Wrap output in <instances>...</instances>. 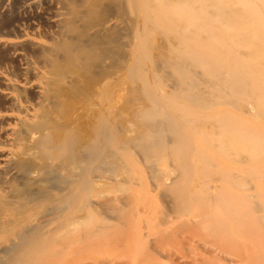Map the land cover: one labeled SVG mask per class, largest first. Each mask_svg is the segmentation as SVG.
Here are the masks:
<instances>
[{
    "label": "bare ground",
    "instance_id": "1",
    "mask_svg": "<svg viewBox=\"0 0 264 264\" xmlns=\"http://www.w3.org/2000/svg\"><path fill=\"white\" fill-rule=\"evenodd\" d=\"M16 5L37 23L0 26V264H264L243 185L264 182V0ZM124 91L145 130L118 149ZM140 162L163 206L152 237L149 200L115 192ZM196 163L219 176L199 194Z\"/></svg>",
    "mask_w": 264,
    "mask_h": 264
},
{
    "label": "rangeland",
    "instance_id": "2",
    "mask_svg": "<svg viewBox=\"0 0 264 264\" xmlns=\"http://www.w3.org/2000/svg\"><path fill=\"white\" fill-rule=\"evenodd\" d=\"M17 1H21V0H0V13H2L1 15H0V26H2V25H6V26H8V25H10V23H16L17 21L18 22H20V23H22L23 24V26L24 27H27L26 25H27V23H28V27L30 26V21L29 20H31L32 18H26L25 20H23V19H20V12H21V10L17 7V5H16V2ZM22 1H24V0H22ZM26 1V0H25ZM4 4V5H3ZM2 6H3V8H2ZM17 8V9H16ZM19 9V10H18ZM234 9H236V7L234 8ZM237 9L238 10H240L238 7H237ZM236 9V10H237ZM6 12V14H5V12ZM11 10H13V11H11ZM237 10V11H238ZM7 12H9V14L7 13ZM15 13V14H14ZM5 14V15H4ZM8 18H7V17ZM11 16V17H10ZM11 18V19H10ZM14 18V19H13ZM19 18V19H18ZM6 19V20H5ZM16 21V22H15ZM31 22H32V24H35V23H37V22H35L34 20H31ZM9 23V24H8ZM31 24V25H32ZM27 27V28H28ZM128 94H130V93H128L127 91H124V92H122L121 94H119L118 95V97L116 98V109L118 110V108H119V111H117V116H118V118H117V124H119V126L121 125L122 127H120V128H122L121 129V131H118V133L119 134H117V132H116V134H115V138H116V143L118 142V145H117V147H119L120 145H124L125 146V144L128 142H131L132 141V139L134 140V134H135V136H136V138L137 137H139L141 134H140V132L141 133H143L142 131H144L145 129H144V127H143V125H142V122L139 120V119H137L135 116H134V114H133V116L137 119V120H139V121H137V120H135V118L132 116V113H134L135 112V114L137 113V111L139 110L138 108H140V107H142L143 108V106H145V100H143L144 98H141L142 96L140 95V94H136V96H135V94L134 95H130V96H128ZM124 97H123V96ZM138 95H140L139 97H138ZM123 97V98H121V97ZM125 97H126V99L127 100H125ZM140 98H141V101L143 102V103H140L141 101H140ZM130 101H134L133 103L132 102H130ZM140 101V102H139ZM137 102V103H136ZM139 102V103H138ZM131 103V104H130ZM135 103V104H134ZM128 104V105H127ZM143 104V105H142ZM125 105H126V107H125ZM136 107H137V110H136ZM127 108V109H126ZM130 109V110H129ZM123 111V112H122ZM132 111H134V112H132ZM132 112V113H131ZM262 117H258L257 118V120L259 121V119H260V122H261V119H262V122H264L263 120H264V114H262L261 115ZM134 119V120H133ZM120 122V123H119ZM141 127V128H139V127ZM119 129V128H118ZM125 129H126V131H125ZM142 131H141V130ZM120 130V129H119ZM140 130V131H139ZM124 132V133H123ZM126 132V133H125ZM137 132L139 133V135L137 134ZM120 134H122V135H120ZM137 134V135H136ZM119 135V136H118ZM130 135V136H129ZM122 136V137H121ZM123 138V139H122ZM131 138V139H130ZM131 140V141H130ZM121 142V143H120ZM124 142H126V143H124ZM116 147V148H117ZM122 148V146H120L118 149H121ZM139 159V158H138ZM114 164V168L112 169V171L115 169L116 170V172H117V170L119 171V169L121 170V171H119V173L118 174H120V175H118V174H116L117 175V177H116V179L115 180H118V182H120L122 179H120L121 177H124V174L125 173H123V172H125V171H123V169H122V167H124L123 166V164H121V163H117V162H114L113 163ZM117 164V165H116ZM146 163L145 162H140V164H139V167H140V169H141V179L143 180H140V179H136L135 181H137V183H134V182H131L132 183V185L134 186V184H135V186L137 185L138 187H139V185H141L142 184V187H136V190H134L135 188H132V190H131V187L132 186H130V184H127V183H125V184H123V185H126L125 187L122 185V186H120L119 185V183H118V185H117V187H115V188H117V190L115 189V192L118 194V197L119 196H122V195H124V193H126L127 194V192H128V195H129V193L131 192L132 194H137L136 196H134V199H135V201L136 200H138L139 199V202H143V200H145V202H148L147 201V199L149 200V202H151V203H146V204H151L150 206H153V209L150 207V206H148V207H150V208H148V211H149V209L151 210V211H149V212H147L148 213V221L147 222H149V223H147V225L148 224H150V225H148L147 226V233H149V232H151L152 233V230H153V232H154V234L157 232V230H158V228L160 227L159 225H157V227H155L154 226V224L153 223H155V221L154 222H152L153 220H157V218H158V212L160 211V209H162V208H160V207H163V206H160V204H159V199H160V197L158 198V196H156V193L155 192H153V186H152V181L150 182V179H149V174L151 173V172H149V171H151V170H149V169H151V168H147V166H148V163L145 165ZM198 163H196L195 165H196V167L195 168H198L197 170L198 171H200L199 173H201V178H197V176H195V177H193V181H192V183L190 184L189 182H190V180H189V184L196 190V191H194V192H196V193H198L199 194V192L201 193V191H204V190H201L202 188H201V186H202V184H203V182L205 181V180H207V182L209 183V184H211V186H213L214 184H213V182H215L216 183V181L219 179V176H218V174H217V177L215 176L214 177V175H216V173L212 176V177H210V178H202V177H204L203 176V173H202V170H203V166H201V164H200V166L199 165H197ZM118 166L119 167V165H120V168H117L116 166ZM198 166V167H197ZM249 166V164H245V171H247L246 169H247V167ZM116 167V168H115ZM168 168V170L170 171V169L172 168H170V166L168 165L167 166ZM201 168V169H200ZM125 169V168H124ZM143 169V170H142ZM197 170H195V171H197ZM146 171L147 172H149L148 174H145L146 173ZM115 172V171H114ZM114 172H112V174L114 175ZM195 173V172H194ZM193 173V174H194ZM197 173V175H198V172H196ZM142 174H145V175H147V176H143ZM152 174V173H151ZM143 176V177H142ZM194 176V175H193ZM244 176H245V174H244ZM243 176V177H244ZM198 177H200V175L198 176ZM146 178V179H145ZM197 178V179H196ZM241 179V181H243L245 178H246V176L244 177V179H242V177H240ZM119 179H120V181H119ZM192 179V178H191ZM194 179H195V181H194ZM198 179H199V181H198ZM209 179V180H208ZM216 181H215V180ZM247 179V178H246ZM140 180V181H139ZM214 180V181H213ZM248 180V179H247ZM247 180H244L243 181V185L245 186V188H244V186H243V188L245 189V191L246 192H248V193H250V194H256V195H259V197L257 196V197H255V198H252L251 199V201L252 202H254V203H259L260 201V203L261 204H263V206H264V182L263 181H260V180H258L259 182L257 183L256 181H254V182H249V181H247ZM138 181H139V183H138ZM210 181V182H209ZM194 182V183H193ZM199 182H201V183H199ZM218 182V181H217ZM247 182H249V183H247ZM261 182V183H260ZM263 182V183H262ZM196 183V184H195ZM254 183V184H253ZM139 184V185H138ZM151 184V185H150ZM199 185L200 184V186H196V185ZM217 185H218V183H216ZM215 184V185H216ZM248 184H253V187H252V190L251 189H249V188H251V186H249ZM127 185H129V188H128V186ZM190 185H188V186H190ZM194 185V186H193ZM187 186V188H190V190H191V188L192 187H188ZM196 186V187H195ZM199 187V189L197 190V188ZM120 188V189H119ZM124 189H126V190H124ZM152 189V190H151ZM194 189H192V190H194ZM134 190V191H133ZM191 190V191H192ZM135 191H141V192H135ZM144 191V192H143ZM190 191V192H191ZM199 191V192H198ZM134 192V193H133ZM187 192H189L188 190H187ZM204 192H202V194H203ZM141 197H143L144 196V199L141 197H139V196ZM204 195H206V193L204 194ZM137 199H136V198ZM139 197V198H138ZM256 198H258L257 200H256ZM141 199H142V201H141ZM261 199V200H260ZM161 200V199H160ZM152 201L154 202H156V203H154V205H152ZM159 201V202H158ZM256 201V202H255ZM258 201V202H257ZM138 202V201H137ZM161 203V202H160ZM156 204H157V206H158V208H157V206H156ZM154 207H155V209L156 210H154ZM154 210V211H153ZM157 210H159V211H157ZM156 211V212H155ZM151 214H153V215H151ZM150 216H151V219H153L152 221H151V219H150ZM159 216H160V214H159ZM156 218V219H155ZM160 218V217H159ZM152 228V229H151ZM157 228V229H156ZM149 229H151L150 231H149ZM127 233V232H126ZM151 233H149L148 234V237H152L153 235V233L151 234ZM124 236H126V238L127 237H129L128 235H129V233H127V235L126 234H123ZM176 235V234H175ZM177 236V235H176ZM175 237V236H174ZM173 236H172V239L174 238ZM176 238V237H175ZM175 238L173 239V240H175ZM125 241L126 240H128V239H125V238H123ZM122 239V240H123ZM171 241V240H170ZM175 242H176V240H175ZM174 241H173V244H171V246L172 247H178V245L176 246V244H174L175 243ZM173 245H175V246H173ZM118 250H121V249H118ZM116 252H119V251H116ZM115 252V254H116V256H117V258H118V256H119V254H123L122 252H120V253H116ZM125 253V252H124ZM126 254V253H125ZM122 255V256H125L126 257V255ZM120 255V256H121ZM147 257H149V256H147ZM127 258V257H126ZM140 258H141V256H140ZM142 258H144L143 256H142ZM146 258V257H145ZM152 258H154V259H152ZM149 257V258H147L146 260L147 261H145V259H144V261H141V260H143V259H139V264L141 263V264H151V262H149V261H152V262H155V261H153V260H155V258L156 257ZM120 259H124V260H127V259H125L124 257L122 258V257H120ZM150 259H152V260H150ZM149 260V261H148ZM163 260V259H162ZM128 261V260H127ZM158 261L160 262L161 261V259L160 258H158ZM158 261L156 262L157 264H159L158 263ZM161 264H169L168 262H166L165 260H164V262L163 263H161Z\"/></svg>",
    "mask_w": 264,
    "mask_h": 264
}]
</instances>
